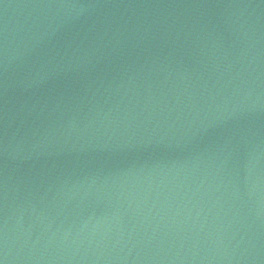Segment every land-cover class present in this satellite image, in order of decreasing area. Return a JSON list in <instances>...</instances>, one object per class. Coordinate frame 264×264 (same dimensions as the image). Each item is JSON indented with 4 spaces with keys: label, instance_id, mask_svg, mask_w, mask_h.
Returning a JSON list of instances; mask_svg holds the SVG:
<instances>
[{
    "label": "water",
    "instance_id": "obj_1",
    "mask_svg": "<svg viewBox=\"0 0 264 264\" xmlns=\"http://www.w3.org/2000/svg\"><path fill=\"white\" fill-rule=\"evenodd\" d=\"M0 264H264V0H0Z\"/></svg>",
    "mask_w": 264,
    "mask_h": 264
}]
</instances>
